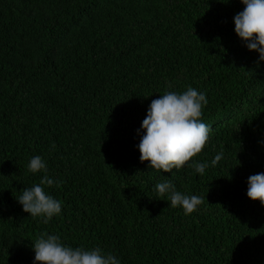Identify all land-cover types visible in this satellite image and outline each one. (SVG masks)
I'll list each match as a JSON object with an SVG mask.
<instances>
[{
	"label": "trees",
	"instance_id": "trees-1",
	"mask_svg": "<svg viewBox=\"0 0 264 264\" xmlns=\"http://www.w3.org/2000/svg\"><path fill=\"white\" fill-rule=\"evenodd\" d=\"M240 0H0V264H34L39 234L119 264H264V62L235 33ZM205 94L209 140L190 165L140 162L153 100ZM55 145L53 148L52 145ZM223 147V158L211 161ZM39 155L47 172L28 171ZM62 203L47 224L24 189ZM203 198L190 215L155 185ZM58 185V186H57Z\"/></svg>",
	"mask_w": 264,
	"mask_h": 264
},
{
	"label": "clouds",
	"instance_id": "clouds-1",
	"mask_svg": "<svg viewBox=\"0 0 264 264\" xmlns=\"http://www.w3.org/2000/svg\"><path fill=\"white\" fill-rule=\"evenodd\" d=\"M240 2L244 9L234 16L235 33L248 50L258 52L259 61L264 62V0ZM206 104L205 94L191 87L183 93L165 92L153 100L142 122L144 135L138 145L140 162H148L149 169L156 173H172L174 169L178 171L190 165L196 173L203 175L209 164L193 160L206 146L211 132L201 120ZM223 155L221 147L211 166L215 167ZM27 168L33 174L47 172L46 163L39 155L30 160ZM53 184V179L45 174L39 184L24 189L17 199L25 213L32 218H42L44 224L60 214L62 208V203L44 190V186L51 187ZM247 185V197L264 206V173L250 176ZM155 190L161 197L167 195L171 207H182L185 215L195 212L204 202L199 196L177 191L170 179L156 184ZM33 250L34 264H119L114 255L104 254L100 248L74 249L65 246L59 235L47 232L35 239Z\"/></svg>",
	"mask_w": 264,
	"mask_h": 264
}]
</instances>
